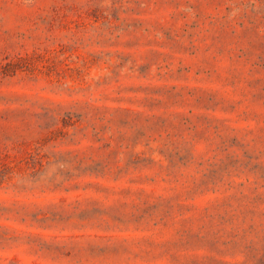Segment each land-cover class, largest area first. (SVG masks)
I'll list each match as a JSON object with an SVG mask.
<instances>
[{
    "label": "rangeland",
    "instance_id": "374dc122",
    "mask_svg": "<svg viewBox=\"0 0 264 264\" xmlns=\"http://www.w3.org/2000/svg\"><path fill=\"white\" fill-rule=\"evenodd\" d=\"M0 264H264V0H0Z\"/></svg>",
    "mask_w": 264,
    "mask_h": 264
}]
</instances>
